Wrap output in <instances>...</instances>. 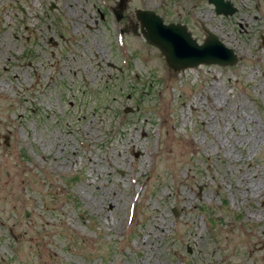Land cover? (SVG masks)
Masks as SVG:
<instances>
[{"label":"rangeland","instance_id":"374dc122","mask_svg":"<svg viewBox=\"0 0 264 264\" xmlns=\"http://www.w3.org/2000/svg\"><path fill=\"white\" fill-rule=\"evenodd\" d=\"M119 1L0 0V264H264V0H128L241 60L184 72Z\"/></svg>","mask_w":264,"mask_h":264},{"label":"water","instance_id":"95a60500","mask_svg":"<svg viewBox=\"0 0 264 264\" xmlns=\"http://www.w3.org/2000/svg\"><path fill=\"white\" fill-rule=\"evenodd\" d=\"M210 4L216 7L218 15L233 16L238 12V9L228 0H208ZM128 6V0H120L116 17L121 21L124 17V11ZM138 24L127 28L126 32L130 29L134 34L143 35L147 42L151 45L158 47L166 57L167 65L176 71H185L189 68H198L200 65H220L223 67L234 66L239 63V57L233 49L228 48L220 38L209 30H206L207 36L203 44H199L196 38H193L187 26L177 23L165 25L164 19L150 10H137L136 11ZM153 21L158 23L162 29H169L173 32L181 33L186 39L195 41L196 49L202 51L195 52L190 55H185L184 50L181 49L180 53L173 51L172 46L160 41L154 32L153 28L148 26V23ZM163 43V46H162Z\"/></svg>","mask_w":264,"mask_h":264},{"label":"bare ground","instance_id":"6f19581e","mask_svg":"<svg viewBox=\"0 0 264 264\" xmlns=\"http://www.w3.org/2000/svg\"><path fill=\"white\" fill-rule=\"evenodd\" d=\"M3 88H8V86L6 85V83H3L2 86ZM208 100H209V103L211 106H213L215 109H219V104L216 102V98L212 95H208ZM209 122L207 121V124ZM206 124V122H205ZM230 127L236 131L235 129V126L231 123ZM134 142V140L132 141ZM135 148L137 147L136 144L133 145ZM13 157H14V161L15 162H11L9 160H6L5 161V172L3 173V176L6 178V181L5 182V186L3 187L4 189L8 188L10 185H11V182L13 184H15L16 180L18 178H23L25 176L26 173H30V174H33L34 173V169L33 167H28L26 164H24L22 161L19 160V156L17 154H13ZM90 160L92 162H94V160H92V158H90ZM145 161V160H143ZM38 165V162H34V166ZM9 184V185H8ZM251 191H249L250 193ZM254 195H256V193H254ZM111 201V199L109 200ZM113 202L115 201L114 199L112 200ZM111 201V202H112ZM116 208V206H115ZM105 218H107V216H105ZM42 252L43 253H49V254H52L54 256H56L55 252V248L47 245V244H44L43 247H42Z\"/></svg>","mask_w":264,"mask_h":264},{"label":"snow or ice","instance_id":"6c2138e0","mask_svg":"<svg viewBox=\"0 0 264 264\" xmlns=\"http://www.w3.org/2000/svg\"><path fill=\"white\" fill-rule=\"evenodd\" d=\"M150 28H153L154 32L156 33L158 39L163 43H167L172 46V49L176 53H180V50H184L185 55H190L195 52L202 51V49H196L195 41H190L186 39L181 33L173 32L169 29H162L159 27L158 23H154L150 21L148 23ZM162 43V46H163Z\"/></svg>","mask_w":264,"mask_h":264}]
</instances>
